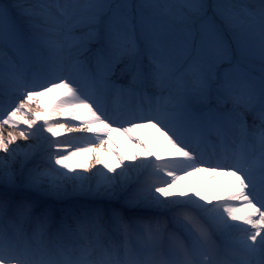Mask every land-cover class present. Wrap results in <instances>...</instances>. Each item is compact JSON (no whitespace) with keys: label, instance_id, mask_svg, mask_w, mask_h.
I'll return each instance as SVG.
<instances>
[{"label":"snow or ice","instance_id":"obj_1","mask_svg":"<svg viewBox=\"0 0 264 264\" xmlns=\"http://www.w3.org/2000/svg\"><path fill=\"white\" fill-rule=\"evenodd\" d=\"M4 126L0 264H264V0H0Z\"/></svg>","mask_w":264,"mask_h":264},{"label":"bare ground","instance_id":"obj_2","mask_svg":"<svg viewBox=\"0 0 264 264\" xmlns=\"http://www.w3.org/2000/svg\"><path fill=\"white\" fill-rule=\"evenodd\" d=\"M62 95L60 90L54 91L50 93L47 97L40 98L37 100V104L41 105L42 108H50L52 104H54L55 100ZM36 105H33V108H35ZM9 131H17L15 129L8 128L6 126L0 127V132H3L5 135V138H7V132ZM63 135H72L69 133H58L57 138H63ZM80 136H89V133H80L77 134ZM137 135L144 140L149 148L155 149L156 145L160 142L161 138L158 136V133H156L153 129H140L137 131ZM112 142L113 146L116 148L117 151L121 149H126L128 147V142L124 137L114 135L112 136ZM107 148V146H105ZM102 167V166H98ZM181 184L195 188L197 184L203 185V188L201 189L204 191L209 197L213 196H220L226 194L227 191L231 188V183L228 181L227 178H224L222 176H212L209 178L208 173H196L194 176L185 177L183 180L180 181Z\"/></svg>","mask_w":264,"mask_h":264}]
</instances>
